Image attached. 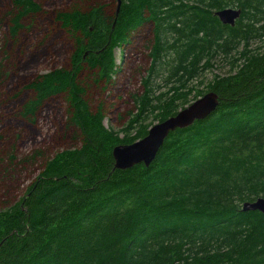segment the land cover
<instances>
[{"label":"trees","instance_id":"obj_1","mask_svg":"<svg viewBox=\"0 0 264 264\" xmlns=\"http://www.w3.org/2000/svg\"><path fill=\"white\" fill-rule=\"evenodd\" d=\"M10 1L8 38L20 42L41 7ZM75 1L55 15L74 46L68 67L30 80L19 111L33 121L64 96L72 147L44 160L22 196L0 209V264H264V214L242 210L264 197V0ZM228 8L242 11L234 27L215 16ZM146 22L155 30L144 93L115 132L102 107L89 105L84 73L111 83L116 50L123 55ZM219 60L229 72L205 84ZM209 92L216 111L171 133L149 167L115 169L113 149L144 138L152 115L163 122ZM5 162L0 190L18 167Z\"/></svg>","mask_w":264,"mask_h":264},{"label":"rangeland","instance_id":"obj_2","mask_svg":"<svg viewBox=\"0 0 264 264\" xmlns=\"http://www.w3.org/2000/svg\"><path fill=\"white\" fill-rule=\"evenodd\" d=\"M96 4H108L112 0H93ZM41 12L33 20L25 22L20 42L9 40L8 19L5 12L11 6L10 0H0V157L18 165L10 173L15 177L6 181V188L0 190V209L16 202L28 185L41 172L44 160L72 147L71 133L66 134L68 105L64 96L46 102L33 121L19 116L22 103L27 99L23 91L30 80L49 71L67 68L74 48L72 39L60 30L55 15L75 4V0H38ZM3 18V20H2ZM5 19V20H4ZM154 26L146 22L129 38L125 53L116 50V63L120 72L111 83L96 81L89 71L84 73L88 85V102L93 110L102 107L104 124L120 132L137 114L136 98L142 96V81L147 77L151 65ZM127 45V46H126ZM259 41L252 48L260 47ZM229 67L218 62L207 74V84L214 75H226ZM163 85L161 80L155 82ZM202 89V87H201ZM167 88L158 93L167 92ZM24 97H26L24 99ZM154 122L153 115L148 123ZM123 134L119 137L123 138ZM134 136V134H131ZM35 156L30 164H23V158ZM3 172V171H1Z\"/></svg>","mask_w":264,"mask_h":264},{"label":"water","instance_id":"obj_3","mask_svg":"<svg viewBox=\"0 0 264 264\" xmlns=\"http://www.w3.org/2000/svg\"><path fill=\"white\" fill-rule=\"evenodd\" d=\"M119 12L120 4H118L116 12L117 17ZM241 13V10L228 8L216 12L215 16L223 25L234 27ZM218 106V95L209 92L184 109L179 110L176 115L151 126L144 138L133 144L115 147L113 149L115 169L128 170L141 164L149 167L155 161L160 149L171 133L178 129L191 127L195 122L206 119L216 111ZM242 210L243 212L258 211L264 214V197L243 204Z\"/></svg>","mask_w":264,"mask_h":264},{"label":"bare ground","instance_id":"obj_4","mask_svg":"<svg viewBox=\"0 0 264 264\" xmlns=\"http://www.w3.org/2000/svg\"><path fill=\"white\" fill-rule=\"evenodd\" d=\"M114 167H115V162H114Z\"/></svg>","mask_w":264,"mask_h":264}]
</instances>
